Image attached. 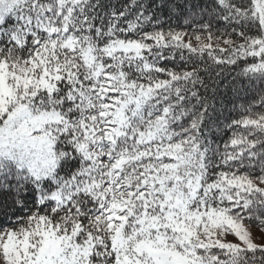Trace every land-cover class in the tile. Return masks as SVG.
Here are the masks:
<instances>
[{
	"label": "snow or ice",
	"instance_id": "1",
	"mask_svg": "<svg viewBox=\"0 0 264 264\" xmlns=\"http://www.w3.org/2000/svg\"><path fill=\"white\" fill-rule=\"evenodd\" d=\"M0 264H264V0H0Z\"/></svg>",
	"mask_w": 264,
	"mask_h": 264
}]
</instances>
